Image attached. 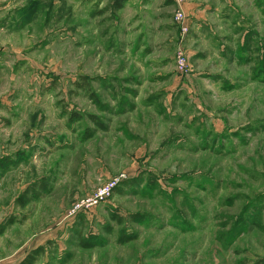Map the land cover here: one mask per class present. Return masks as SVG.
<instances>
[{
    "label": "rangeland",
    "instance_id": "374dc122",
    "mask_svg": "<svg viewBox=\"0 0 264 264\" xmlns=\"http://www.w3.org/2000/svg\"><path fill=\"white\" fill-rule=\"evenodd\" d=\"M2 1L8 250L43 244L37 264H264V0H238L212 78L189 58L181 5L188 31L156 36L177 45L160 48L171 64L154 80L127 51L128 0Z\"/></svg>",
    "mask_w": 264,
    "mask_h": 264
},
{
    "label": "crops",
    "instance_id": "0c3cea01",
    "mask_svg": "<svg viewBox=\"0 0 264 264\" xmlns=\"http://www.w3.org/2000/svg\"><path fill=\"white\" fill-rule=\"evenodd\" d=\"M98 2V1H97ZM238 0H187L185 11L188 16L189 34L185 37V46L191 62L196 63L198 69L205 63L208 69L197 70L201 75H208L210 78L219 75L217 68L218 63L229 64V26L235 25L231 22V11L239 7ZM10 7L8 1H0V27L5 15L4 11ZM172 0H128L124 14H121L120 20H123L121 31L128 34L127 51L129 57L137 59L138 62L144 61L145 66L152 68L154 79L167 78L171 64V56H162L159 52L161 42L156 36L167 34L171 30H176L177 42L179 39V30L173 20ZM238 28L242 27L240 22ZM240 36V35H239ZM235 42L241 43V36L236 38ZM165 40V39H164ZM163 41V40H161ZM175 40H170L171 45H177ZM234 41V40H233ZM166 46L161 48L162 51H170L173 48ZM231 48L236 51V46ZM139 65V64H138ZM194 65V67H195ZM155 67L157 69H155ZM164 68V69H163ZM174 70V67H172ZM165 74V75H163ZM4 217L0 219V228L3 225ZM0 229V264H37L40 260L35 254V250L41 245H34L23 252H14L8 249L10 245L5 241L6 231Z\"/></svg>",
    "mask_w": 264,
    "mask_h": 264
},
{
    "label": "built area",
    "instance_id": "2783aa9c",
    "mask_svg": "<svg viewBox=\"0 0 264 264\" xmlns=\"http://www.w3.org/2000/svg\"><path fill=\"white\" fill-rule=\"evenodd\" d=\"M172 1H174V3L178 5V9L176 13L174 14V21L177 23L181 31H183V33H186L188 31V26L186 23V17L184 15L182 6L185 5L187 0H172ZM176 57L177 58L175 61V65H176L177 71L181 74H186L189 68V63H188L189 61H188V56L182 47H179ZM111 188L112 187L107 186V188L101 189L99 193L94 197V201L106 196L110 192Z\"/></svg>",
    "mask_w": 264,
    "mask_h": 264
},
{
    "label": "trees",
    "instance_id": "16d2710c",
    "mask_svg": "<svg viewBox=\"0 0 264 264\" xmlns=\"http://www.w3.org/2000/svg\"><path fill=\"white\" fill-rule=\"evenodd\" d=\"M125 1H126V0H115L116 7H117V8H121V7L123 6V3H124ZM29 264H32V262L29 263Z\"/></svg>",
    "mask_w": 264,
    "mask_h": 264
}]
</instances>
